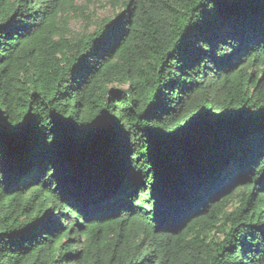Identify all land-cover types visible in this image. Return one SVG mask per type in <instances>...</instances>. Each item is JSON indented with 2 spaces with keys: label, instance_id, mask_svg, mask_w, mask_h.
<instances>
[{
  "label": "trees",
  "instance_id": "obj_1",
  "mask_svg": "<svg viewBox=\"0 0 264 264\" xmlns=\"http://www.w3.org/2000/svg\"><path fill=\"white\" fill-rule=\"evenodd\" d=\"M0 0V264H264V0Z\"/></svg>",
  "mask_w": 264,
  "mask_h": 264
},
{
  "label": "rangeland",
  "instance_id": "obj_2",
  "mask_svg": "<svg viewBox=\"0 0 264 264\" xmlns=\"http://www.w3.org/2000/svg\"><path fill=\"white\" fill-rule=\"evenodd\" d=\"M114 7L109 0H76L67 10V23L71 36L91 33L102 20L112 18Z\"/></svg>",
  "mask_w": 264,
  "mask_h": 264
}]
</instances>
